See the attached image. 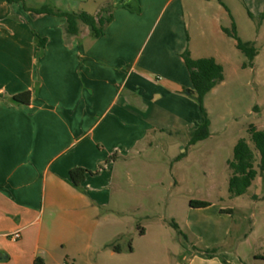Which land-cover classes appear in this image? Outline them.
Here are the masks:
<instances>
[{
  "label": "crops",
  "instance_id": "0c3cea01",
  "mask_svg": "<svg viewBox=\"0 0 264 264\" xmlns=\"http://www.w3.org/2000/svg\"><path fill=\"white\" fill-rule=\"evenodd\" d=\"M211 1L27 0L93 15L110 5L112 21L94 37L83 22L69 34L64 16L0 0V264H34L38 256L45 264H132L134 244L113 245L106 230L114 170L160 135L194 130V87L183 54L225 58L200 53V8ZM238 4L252 20L264 13V0ZM263 28L264 18L254 37L238 34L256 45ZM218 34L234 39L224 29ZM26 91L29 102L14 100ZM76 167L90 171L82 190L68 180ZM198 253L190 252L189 264H225Z\"/></svg>",
  "mask_w": 264,
  "mask_h": 264
},
{
  "label": "rangeland",
  "instance_id": "374dc122",
  "mask_svg": "<svg viewBox=\"0 0 264 264\" xmlns=\"http://www.w3.org/2000/svg\"><path fill=\"white\" fill-rule=\"evenodd\" d=\"M221 1L200 8L198 29L205 32L197 35L204 48L200 53L225 54V58L220 55L225 79L204 99L211 135L196 144H190L191 132L184 130L160 135L143 155L130 163L120 161L114 170L111 208L103 212L110 215L106 230L113 245L134 244L132 264H189L194 250L200 257H217L225 264H264V179L249 132L251 125L264 130V38L255 45L261 53L252 68L235 38L228 43L218 36L233 22ZM225 1L233 9L238 33L254 37L263 13L252 20L240 0ZM190 97L195 106L190 108L189 121L196 129L204 115L197 98ZM241 138L253 147L260 173L245 194L233 195L229 163ZM193 199L211 205L194 208ZM146 246L155 249L145 253ZM168 249L183 251L187 257H173ZM213 249H217L213 255L204 252Z\"/></svg>",
  "mask_w": 264,
  "mask_h": 264
},
{
  "label": "trees",
  "instance_id": "16d2710c",
  "mask_svg": "<svg viewBox=\"0 0 264 264\" xmlns=\"http://www.w3.org/2000/svg\"><path fill=\"white\" fill-rule=\"evenodd\" d=\"M10 3L23 2L25 8L28 11H32L37 14H54L64 16L67 19L66 30L69 34H78L80 31V22L90 26L92 35L94 37L102 36L105 33L106 26L112 21V14L110 13V5L103 8L97 15H93L87 11H73L67 12L54 8L49 5L41 7H31L27 4V0H7ZM221 1V0H220ZM223 3V1H221ZM253 16L252 13H250ZM264 17V13L262 15ZM224 31L237 41L238 48L248 57L249 65H253L258 50L255 47L254 42L244 41L238 34L237 25L232 22L231 28H223ZM38 43L41 47H44L46 39L36 35ZM183 57L186 65L190 71L194 90L191 91L200 103L203 112V121L201 124L191 132L190 144H196L208 138L211 135L210 119L207 110L204 106L205 96L216 85L225 79L224 67L214 57H200L193 58L190 51L187 50ZM244 65H247L245 63ZM31 93L29 91L23 92L14 96V100L19 102H29ZM251 138L255 144V148L260 154L259 167L262 177L264 179V130H259L256 126L251 125L249 128ZM232 171L229 180V189L233 195H243L251 187L253 181L258 176L260 171L256 168V153L250 143L241 138L234 149V158L229 163ZM89 170L83 167H76L71 170L69 182L78 189H83L82 183L85 181ZM191 207L205 208L211 205L208 200H191ZM177 228L179 226L174 224ZM217 249L204 251L208 255H213ZM34 264H45L43 257L38 256Z\"/></svg>",
  "mask_w": 264,
  "mask_h": 264
},
{
  "label": "built area",
  "instance_id": "2783aa9c",
  "mask_svg": "<svg viewBox=\"0 0 264 264\" xmlns=\"http://www.w3.org/2000/svg\"><path fill=\"white\" fill-rule=\"evenodd\" d=\"M12 237H13V238H18V237H20V233H19V232H16V233H14V234L12 235Z\"/></svg>",
  "mask_w": 264,
  "mask_h": 264
},
{
  "label": "water",
  "instance_id": "95a60500",
  "mask_svg": "<svg viewBox=\"0 0 264 264\" xmlns=\"http://www.w3.org/2000/svg\"><path fill=\"white\" fill-rule=\"evenodd\" d=\"M1 259H4V256H2V255L0 254V260H1Z\"/></svg>",
  "mask_w": 264,
  "mask_h": 264
}]
</instances>
